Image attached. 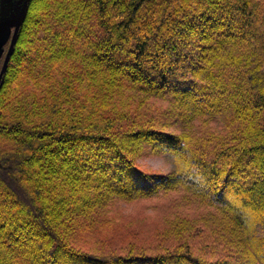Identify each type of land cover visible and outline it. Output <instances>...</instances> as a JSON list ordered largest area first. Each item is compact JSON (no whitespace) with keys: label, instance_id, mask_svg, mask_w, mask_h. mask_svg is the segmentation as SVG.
Wrapping results in <instances>:
<instances>
[{"label":"trees","instance_id":"trees-1","mask_svg":"<svg viewBox=\"0 0 264 264\" xmlns=\"http://www.w3.org/2000/svg\"><path fill=\"white\" fill-rule=\"evenodd\" d=\"M260 215L264 0H29L0 80V264H264Z\"/></svg>","mask_w":264,"mask_h":264},{"label":"water","instance_id":"water-1","mask_svg":"<svg viewBox=\"0 0 264 264\" xmlns=\"http://www.w3.org/2000/svg\"><path fill=\"white\" fill-rule=\"evenodd\" d=\"M29 0H0V46L5 41L10 27L13 28L8 49L0 67V79L13 47L18 29L23 21Z\"/></svg>","mask_w":264,"mask_h":264},{"label":"rangeland","instance_id":"rangeland-1","mask_svg":"<svg viewBox=\"0 0 264 264\" xmlns=\"http://www.w3.org/2000/svg\"><path fill=\"white\" fill-rule=\"evenodd\" d=\"M144 160L154 167H161L163 169H171L175 166L174 160L168 153H163L156 156H148ZM251 231L257 236L264 235L263 215H260L255 219V221L252 223Z\"/></svg>","mask_w":264,"mask_h":264},{"label":"flooded vegetation","instance_id":"flooded-vegetation-1","mask_svg":"<svg viewBox=\"0 0 264 264\" xmlns=\"http://www.w3.org/2000/svg\"><path fill=\"white\" fill-rule=\"evenodd\" d=\"M12 31H13V28L10 27L9 30H8V33L6 35L5 41L0 46V67L2 65L4 55H5L6 51H7L9 43H10V38H11V35H12Z\"/></svg>","mask_w":264,"mask_h":264}]
</instances>
